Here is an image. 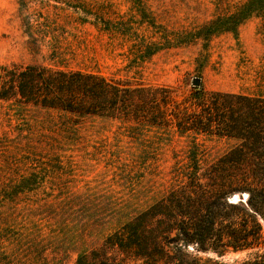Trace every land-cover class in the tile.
<instances>
[{
    "label": "rangeland",
    "instance_id": "rangeland-1",
    "mask_svg": "<svg viewBox=\"0 0 264 264\" xmlns=\"http://www.w3.org/2000/svg\"><path fill=\"white\" fill-rule=\"evenodd\" d=\"M246 1L0 0V67L42 65L169 87L175 103L196 88L257 94L264 90V15L236 35L195 38ZM236 143L0 100V264L163 262L153 247L157 229L127 226L166 197L178 176L190 175L194 152L213 162ZM166 248L165 261L189 264H235L256 252L218 258L194 245L182 253Z\"/></svg>",
    "mask_w": 264,
    "mask_h": 264
},
{
    "label": "trees",
    "instance_id": "trees-1",
    "mask_svg": "<svg viewBox=\"0 0 264 264\" xmlns=\"http://www.w3.org/2000/svg\"><path fill=\"white\" fill-rule=\"evenodd\" d=\"M263 15L264 0H247L233 14L200 29L195 38L204 40L218 32L236 35L248 19ZM196 90L184 102L175 103L169 87L120 84L95 74L42 65L0 67V100L81 118L102 116L235 140V146L213 162L194 152L187 166L190 175L181 180L178 176L170 193L127 228L157 229L153 247L163 253V262L150 259L145 264H172L171 260L189 264L184 259L165 261L169 245L181 253L194 245L197 252L218 258L256 251L254 257L235 264H264V90L257 94ZM241 194L248 195L246 203H230L233 195ZM134 238L127 240L139 246ZM193 264L225 263L199 258Z\"/></svg>",
    "mask_w": 264,
    "mask_h": 264
},
{
    "label": "water",
    "instance_id": "water-1",
    "mask_svg": "<svg viewBox=\"0 0 264 264\" xmlns=\"http://www.w3.org/2000/svg\"><path fill=\"white\" fill-rule=\"evenodd\" d=\"M194 85H195V87H199L200 80L199 79H196L194 81ZM247 200H248V195L247 194L233 195L230 198V203H232V204H236V203H239V202L246 203Z\"/></svg>",
    "mask_w": 264,
    "mask_h": 264
}]
</instances>
